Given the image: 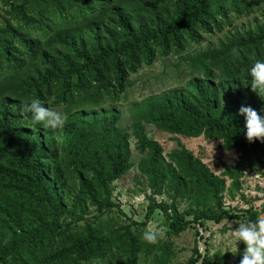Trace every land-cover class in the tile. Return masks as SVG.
Here are the masks:
<instances>
[{
	"label": "trees",
	"instance_id": "trees-1",
	"mask_svg": "<svg viewBox=\"0 0 264 264\" xmlns=\"http://www.w3.org/2000/svg\"><path fill=\"white\" fill-rule=\"evenodd\" d=\"M170 56L187 82L133 104L123 125L117 105L130 77ZM257 59L264 0H0V264H172L171 238L194 225L201 237L209 222L264 218V204L224 205L246 175H264V138L249 143L237 115L264 106L249 87ZM32 99L63 113V127L22 114ZM149 127L218 141L238 160L216 175L180 143L165 154ZM133 168L150 192L140 222L126 221L114 198ZM156 214L164 239L149 244L142 233ZM203 258L195 243L186 264Z\"/></svg>",
	"mask_w": 264,
	"mask_h": 264
},
{
	"label": "rangeland",
	"instance_id": "rangeland-1",
	"mask_svg": "<svg viewBox=\"0 0 264 264\" xmlns=\"http://www.w3.org/2000/svg\"><path fill=\"white\" fill-rule=\"evenodd\" d=\"M252 18L237 20L235 27L240 24L250 22ZM180 57L170 56L167 58H158L151 66H144L140 72L130 77L132 86L128 89V95L122 102L118 103L124 120L123 125L129 124L131 120L132 105L145 98L165 93L171 90L179 89L184 86L190 76L188 70L183 66L180 67V78L174 74V67L178 66ZM62 109V108H61ZM55 110V109H54ZM148 135L157 141L168 154L173 149L179 147V143L186 149L200 157L216 175L223 172V165H235L239 155L234 152H225L219 148L221 144L215 140L205 139L204 137L192 139L181 136H174L159 132L155 128L149 127ZM135 144L131 142L132 161H137ZM264 171V169H259ZM242 189L236 194L235 198L225 195L224 205L227 209L231 208L236 212H245L253 205L257 210L264 204V175L250 173L243 179ZM140 182V183H139ZM114 198L119 203L120 210L124 212L127 220L137 222L143 221L147 212L148 201L146 195H150L147 189L145 179L139 177L136 168L130 170L121 180L113 184ZM146 191V192H145ZM244 197V199L242 198ZM158 202H167L166 198L157 197ZM184 205L180 211L184 209ZM240 221L228 220L220 224L207 223V230L202 231L201 237H196L195 225L188 229L179 237H172L171 241L176 252V260L172 264H186L192 255L195 243L198 245L199 252L204 257L198 264H238L239 252L244 245L236 240L233 230ZM166 229V223L161 215H155L152 221L147 225L145 231L159 233L158 239H164L163 232ZM196 241V242H195ZM237 247V253H230L233 248Z\"/></svg>",
	"mask_w": 264,
	"mask_h": 264
},
{
	"label": "clouds",
	"instance_id": "clouds-1",
	"mask_svg": "<svg viewBox=\"0 0 264 264\" xmlns=\"http://www.w3.org/2000/svg\"><path fill=\"white\" fill-rule=\"evenodd\" d=\"M250 76L249 87L253 92L264 94V60L257 59L248 68ZM21 113H30L31 120L34 124H40L44 128L59 129L66 122L63 113L53 111L45 107L39 100L32 99L27 103L21 102ZM237 115L243 116L244 119V136L251 143L253 139L261 141L264 138V106L259 113L257 110L241 106ZM233 230L237 241L242 242L244 247L239 252L238 264H264V218H258L254 222L242 218ZM159 233L145 231L142 233V239L149 243L155 244ZM237 253V247L230 252Z\"/></svg>",
	"mask_w": 264,
	"mask_h": 264
}]
</instances>
